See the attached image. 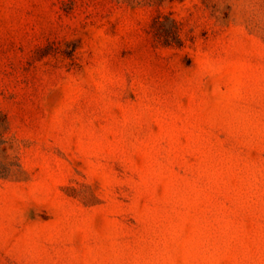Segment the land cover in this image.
<instances>
[{"label": "rangeland", "instance_id": "1", "mask_svg": "<svg viewBox=\"0 0 264 264\" xmlns=\"http://www.w3.org/2000/svg\"><path fill=\"white\" fill-rule=\"evenodd\" d=\"M0 264H264V0H0Z\"/></svg>", "mask_w": 264, "mask_h": 264}]
</instances>
